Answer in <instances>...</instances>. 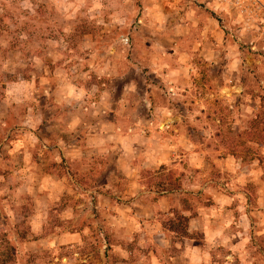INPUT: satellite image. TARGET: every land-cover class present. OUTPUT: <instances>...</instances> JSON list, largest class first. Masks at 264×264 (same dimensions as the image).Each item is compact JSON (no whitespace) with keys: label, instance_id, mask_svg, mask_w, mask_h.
Segmentation results:
<instances>
[{"label":"crops","instance_id":"0c3cea01","mask_svg":"<svg viewBox=\"0 0 264 264\" xmlns=\"http://www.w3.org/2000/svg\"><path fill=\"white\" fill-rule=\"evenodd\" d=\"M101 1L94 0L89 9L99 18L105 10ZM116 10L112 8L111 16H116ZM222 10L206 0H143L141 17L127 29L132 39L133 32L142 31L141 61L133 52L124 55L110 40L103 44L86 33L83 49L88 57H77L78 63L73 65L78 66H70V73L57 67L64 77L53 79L55 71L49 65L59 58H65L60 60L65 65L71 58L50 52L41 59L40 75L31 78L34 84L41 77L47 83L45 89L61 91L67 105L60 107L64 114L41 119L35 113L47 106H27V116L15 128L18 134L7 142L10 154L19 160L16 183L68 191L73 179L68 165L94 162L99 157L111 161L115 179L103 186L75 185L83 193L94 194L95 208L115 210L109 212L108 222L120 240L111 245L109 258L115 260L108 264H260L252 246V239L264 234V180L259 159L246 164L235 154L201 147L198 124L177 116V106L167 99L162 102L158 92L176 95L175 90L192 84L182 77L181 61L167 54L180 36L189 34L194 50L208 62L220 52V45L228 43L227 27L218 19L223 23L226 18ZM115 26L103 30L122 29ZM228 63L234 66L235 60ZM189 69H193L191 64ZM223 76L229 78V74ZM32 83L28 84L30 91ZM15 86L26 88L22 83ZM43 122L48 128L68 132L52 140L41 134L48 142L47 146L41 144L52 154L35 152ZM50 160L66 164L62 175L47 170ZM168 165L180 166L174 178L178 188L156 193L147 185L150 172L161 175L169 170L164 168ZM249 184L259 195L255 205L248 201ZM93 261L87 264H96L95 258Z\"/></svg>","mask_w":264,"mask_h":264},{"label":"rangeland","instance_id":"374dc122","mask_svg":"<svg viewBox=\"0 0 264 264\" xmlns=\"http://www.w3.org/2000/svg\"><path fill=\"white\" fill-rule=\"evenodd\" d=\"M101 2L105 10L99 18L97 12L89 10L94 6V0H0V264H87L93 263V258L96 264H108L115 260V257L110 260L109 249L120 239L108 222L109 212L115 210L95 208L94 194L83 193L75 186L76 182L87 187L93 183L103 186L107 180L115 179L117 173H113L111 161L99 157L94 162L86 160L82 165H68L73 176L68 191L57 186L51 189L48 185L43 189L37 184L20 187L16 183L20 179L19 160L10 154L7 143L18 134L15 128L27 116L29 104L47 106L35 113L37 119L64 114L60 107L67 104L61 98V91L45 89L47 83L41 77H36L34 84L31 81L35 74L40 75L41 62L50 52L71 58L65 65L60 62L65 58L49 65L55 71L53 79L64 77L57 67H65L70 73L68 68L78 63L77 57H88L83 49L86 33H92L103 44L110 40L124 55L130 56L133 52L141 61L143 47L139 40H142V31L133 32L132 39V33L127 29L134 27L141 17L143 0ZM113 7H117L116 16H111ZM222 12L226 15L225 20L222 23L221 18L218 19L227 27L224 31L229 37L228 43L220 45L217 48L220 52H215V56L212 54V60L208 62L194 50L189 34L180 36L177 45L167 49V54L170 59L181 61L182 77L190 79L192 84L184 90H175L176 95L164 96L158 90L159 98L164 103L167 99L175 104L179 109L176 114L181 119L198 124L196 130L201 147H216L224 153L232 151L246 164L254 158L259 159L264 180V145L249 140L243 133L264 102V6L247 16L248 20L226 9ZM212 15L216 14L212 12ZM114 26L122 29L103 30ZM233 59L234 66L228 63ZM190 64L193 69H189ZM138 66L145 70L142 64ZM224 74H229V78H224ZM29 81L32 91L28 87ZM20 83L26 88L15 86ZM162 88L166 93V87ZM167 91L171 92L170 89ZM44 124L40 127L35 152L50 151L52 154L51 149L41 144L47 146L48 143L41 134L52 140L59 134L68 135V132ZM65 165L50 160L47 170L60 176ZM178 167L165 166L169 170L158 177L170 175L174 181ZM52 190L53 195H48ZM246 190L250 192L248 201L255 205L259 195L253 185H247ZM200 197L202 201L205 199ZM255 228L261 230L258 224ZM252 246L256 262L264 264V234L256 235Z\"/></svg>","mask_w":264,"mask_h":264},{"label":"trees","instance_id":"16d2710c","mask_svg":"<svg viewBox=\"0 0 264 264\" xmlns=\"http://www.w3.org/2000/svg\"><path fill=\"white\" fill-rule=\"evenodd\" d=\"M260 99L263 101L262 97H260ZM243 133L248 136L249 140H254L258 144L264 145V102L260 105L258 111L254 115V118L249 122L247 130ZM231 154L234 155L232 151ZM158 172L159 171L150 172L152 176L147 180L148 187H153L156 193L161 190H172L178 188L177 183L171 180L170 175L164 174L162 177H158L160 174H158Z\"/></svg>","mask_w":264,"mask_h":264},{"label":"built area","instance_id":"2783aa9c","mask_svg":"<svg viewBox=\"0 0 264 264\" xmlns=\"http://www.w3.org/2000/svg\"><path fill=\"white\" fill-rule=\"evenodd\" d=\"M222 7L223 9L249 19V15L254 14L255 10L264 6V0H206ZM247 28V27H246Z\"/></svg>","mask_w":264,"mask_h":264}]
</instances>
